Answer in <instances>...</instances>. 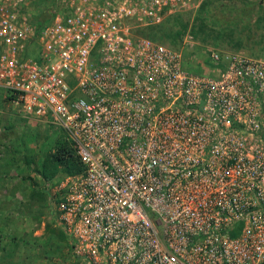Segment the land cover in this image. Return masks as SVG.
<instances>
[{
  "label": "built area",
  "instance_id": "built-area-1",
  "mask_svg": "<svg viewBox=\"0 0 264 264\" xmlns=\"http://www.w3.org/2000/svg\"><path fill=\"white\" fill-rule=\"evenodd\" d=\"M28 1L0 0V88L76 150L54 199L76 264H264V57L198 73L191 35L137 34L198 0H57L33 52Z\"/></svg>",
  "mask_w": 264,
  "mask_h": 264
},
{
  "label": "rangeland",
  "instance_id": "rangeland-1",
  "mask_svg": "<svg viewBox=\"0 0 264 264\" xmlns=\"http://www.w3.org/2000/svg\"><path fill=\"white\" fill-rule=\"evenodd\" d=\"M262 1L198 0L194 11L168 17L148 34L175 48L191 35L194 44L183 51L186 63L198 73L213 72L211 48L264 57ZM56 5L57 0H29L28 18L35 27L37 22L47 24ZM38 45L34 36L33 52ZM64 134L45 123L26 122L0 94V264H76L54 201L66 174L60 171L46 182L37 172Z\"/></svg>",
  "mask_w": 264,
  "mask_h": 264
},
{
  "label": "trees",
  "instance_id": "trees-1",
  "mask_svg": "<svg viewBox=\"0 0 264 264\" xmlns=\"http://www.w3.org/2000/svg\"><path fill=\"white\" fill-rule=\"evenodd\" d=\"M262 2L264 4V0ZM37 23L38 24L35 27V36H37L40 30L45 26L43 22H37ZM157 26L159 25L143 27L137 30V34L156 40L154 34H148V32H150ZM64 135H66V133ZM82 170L83 167L76 154V150L72 145V142L67 139V136H61V139L56 141V149L52 153H50L47 157H45L40 168L37 169V172L44 181L48 182L52 180L60 171H63L66 175H73L82 172ZM62 233L63 236L67 238L66 234L64 232ZM232 234H235V232H232ZM69 245L71 248L72 246L70 241L68 243V246Z\"/></svg>",
  "mask_w": 264,
  "mask_h": 264
},
{
  "label": "crops",
  "instance_id": "crops-1",
  "mask_svg": "<svg viewBox=\"0 0 264 264\" xmlns=\"http://www.w3.org/2000/svg\"><path fill=\"white\" fill-rule=\"evenodd\" d=\"M0 94H2L3 97H5V92L3 89L0 88Z\"/></svg>",
  "mask_w": 264,
  "mask_h": 264
}]
</instances>
